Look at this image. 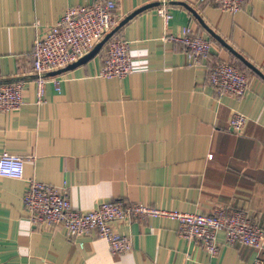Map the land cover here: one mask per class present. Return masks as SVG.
<instances>
[{
  "label": "crops",
  "instance_id": "0c3cea01",
  "mask_svg": "<svg viewBox=\"0 0 264 264\" xmlns=\"http://www.w3.org/2000/svg\"><path fill=\"white\" fill-rule=\"evenodd\" d=\"M104 1L0 0V84L25 83L23 106L0 112V154L26 159L24 179L0 176V264H252L258 253L227 244L224 232L212 256L182 237L179 221L169 217L116 222L133 245L121 255L96 235L69 238L63 227L31 223L24 195L34 178L65 191L73 208L83 212L105 201L199 214L224 208L264 227V76L181 4L194 8L209 29L264 74V0H246L238 13L215 2L170 0L168 24L160 4L148 7L114 35L130 42V75H100L107 42L88 62L48 74L39 100L35 39L69 8ZM114 1L115 27L159 2ZM184 27L212 43L201 64L168 40ZM220 62L246 73L242 96L220 95L210 84V71ZM234 113L248 118L241 133L230 129ZM259 255L264 261V247Z\"/></svg>",
  "mask_w": 264,
  "mask_h": 264
},
{
  "label": "built area",
  "instance_id": "2783aa9c",
  "mask_svg": "<svg viewBox=\"0 0 264 264\" xmlns=\"http://www.w3.org/2000/svg\"><path fill=\"white\" fill-rule=\"evenodd\" d=\"M157 1L160 2L159 14L168 24L172 19L170 0ZM209 2H215L231 13H238L246 0H198L199 4ZM117 10L114 0L71 7L56 25L35 39L32 57L39 100L45 94L47 75L77 62L91 52L115 27ZM168 40L183 45L194 64H201L210 56L211 41L195 34L190 27H184L180 35L168 36ZM130 51L129 41L113 36L108 41L107 55L100 75L106 78H124L130 75L133 72ZM55 82L58 84L57 80ZM209 82L220 95L240 97L248 88L249 79L246 73L233 64L220 62L211 69ZM24 84H0V112L18 110L23 106ZM247 122L248 118L244 114L234 113L230 119V129L241 133ZM25 163L26 159L20 155L6 151L1 153L0 176L24 179ZM24 206L33 225L63 227L69 238L96 235L108 243L113 254H126L133 246L131 239L116 229V222L135 218L169 217L179 221L182 237L202 245L212 256L220 249L218 233L224 232L227 244H241L258 253L252 264H264L259 255L264 247V227L253 223L241 211L228 212L224 208H218L211 214H199L159 209L142 203L105 201L95 209L83 212L73 208L65 191L34 178L28 181Z\"/></svg>",
  "mask_w": 264,
  "mask_h": 264
},
{
  "label": "water",
  "instance_id": "95a60500",
  "mask_svg": "<svg viewBox=\"0 0 264 264\" xmlns=\"http://www.w3.org/2000/svg\"><path fill=\"white\" fill-rule=\"evenodd\" d=\"M160 2H154L151 3L149 5H146L136 11H134L132 14L128 15L124 20H122L118 26H116L115 28H113L105 37L102 41H100L95 47L94 49L89 52L87 55H85L83 58H81L80 60H78L77 62L61 69L58 71H54L51 72L49 74L51 75H56V74H60L66 70H69L71 68H74L76 66H79L83 63L88 62L89 60L93 59L94 57H96L101 50L103 49V47L105 46V44L116 34V32L124 25L126 24L129 20H131L133 17H135L138 13L142 12L143 10L147 9L148 7L151 6H155V5H159ZM181 4H183L185 7H187L199 20L200 22L209 30V32L218 40H220L223 45H225L230 51H232L235 55H237L245 64H247L251 69H253L255 72L259 73L260 75L264 76V74L257 69L253 64H251L249 61H247V59H245V57H243L240 53L236 52L230 45H228L223 39H221V37L219 35H217L214 31H212L211 29L208 28V26L204 23L203 19L201 18V16L198 14V12L190 7L187 3L185 2H181Z\"/></svg>",
  "mask_w": 264,
  "mask_h": 264
},
{
  "label": "rangeland",
  "instance_id": "374dc122",
  "mask_svg": "<svg viewBox=\"0 0 264 264\" xmlns=\"http://www.w3.org/2000/svg\"><path fill=\"white\" fill-rule=\"evenodd\" d=\"M108 46V45H107Z\"/></svg>",
  "mask_w": 264,
  "mask_h": 264
}]
</instances>
